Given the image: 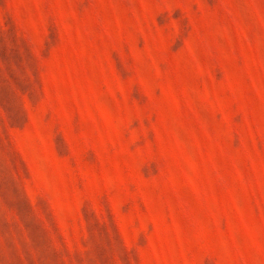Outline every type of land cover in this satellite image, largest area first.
Instances as JSON below:
<instances>
[{
  "label": "rangeland",
  "instance_id": "obj_1",
  "mask_svg": "<svg viewBox=\"0 0 264 264\" xmlns=\"http://www.w3.org/2000/svg\"><path fill=\"white\" fill-rule=\"evenodd\" d=\"M0 264H264V0H0Z\"/></svg>",
  "mask_w": 264,
  "mask_h": 264
}]
</instances>
